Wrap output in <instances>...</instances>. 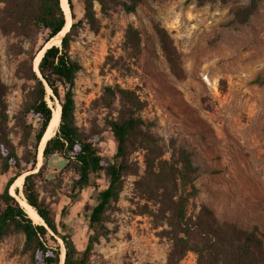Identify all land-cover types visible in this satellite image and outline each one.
Returning a JSON list of instances; mask_svg holds the SVG:
<instances>
[{
	"label": "rangeland",
	"instance_id": "obj_1",
	"mask_svg": "<svg viewBox=\"0 0 264 264\" xmlns=\"http://www.w3.org/2000/svg\"><path fill=\"white\" fill-rule=\"evenodd\" d=\"M248 1L141 0L134 11L122 0L104 7L95 2L92 28L82 2L74 0L80 22L70 52L82 66L74 89L77 125L86 133H106L110 120L133 115L145 120L146 134L135 133L128 145L122 187L105 215L108 233L94 242L87 264H198L193 251L171 256V210L146 175L148 165L158 162L181 168V151L198 169L189 214L207 206L221 221L257 230L264 247V0L249 21L239 22L234 10ZM40 42L33 30L0 23L4 131L20 157L32 149L24 104L33 85L20 65ZM103 144L114 152L112 140ZM37 160L26 174L41 165L39 152ZM74 174L68 160L56 156L36 178L40 198L57 205L58 220L71 202ZM97 181L99 189L107 186L104 175ZM95 193L94 187L83 189L64 217L81 251L91 234ZM0 264H31L20 230L11 228L0 240Z\"/></svg>",
	"mask_w": 264,
	"mask_h": 264
},
{
	"label": "trees",
	"instance_id": "obj_2",
	"mask_svg": "<svg viewBox=\"0 0 264 264\" xmlns=\"http://www.w3.org/2000/svg\"><path fill=\"white\" fill-rule=\"evenodd\" d=\"M67 1L73 21L69 30L62 36L60 45L53 44L45 48L38 64L39 75L34 69L35 58L67 22L61 0H0V3H4L0 20L4 29L26 28L39 34L41 38L35 51L30 54L29 61L20 65L22 75L33 81L29 97L24 104V117L27 132L32 137V149L24 157L18 155L15 144L4 131L5 89L0 81V240L11 228L20 230L25 236V245L30 250L31 264H59L62 245L65 248L63 264L88 263L94 242L108 233L105 215L122 187V175L128 167V145L135 133L146 136L141 130L145 120L133 115H121L119 119L110 120L106 133H86L77 125L74 89L76 75L82 66L72 57L70 46L72 32L80 21L74 11V0ZM79 1L83 4L84 19L92 28H96L98 19L95 2L104 7L110 0ZM140 1L122 0V5L126 10L134 11L135 5ZM260 1L249 0L247 4L237 7L234 10L235 19L239 22L249 21ZM48 88L51 90L50 94ZM48 97L54 105L56 102L61 104L59 127L46 141L43 163L36 172L26 174L37 167L39 144L52 117V106ZM107 140H112L115 144V150L111 154L106 152V146L103 144ZM181 155V168L158 162L149 164L146 170L154 192L157 194L161 189L162 199L169 204L171 210L169 225L174 240L171 256L182 258L187 252L193 251L198 256V264H264L263 239L257 230L243 229L235 222L221 221L204 205L197 214H189V199L197 191L193 174L198 169L186 151H181ZM56 156L68 160L75 173L69 195L70 204L80 199L83 189L94 187L96 190V203L89 216L91 234L83 251L77 247L68 230V224L64 221L70 204L63 207L62 218L58 220L57 205L41 199L37 190L36 178L44 173L50 160ZM22 174H25L23 196L43 219L44 224L35 223L10 191L17 177ZM102 175L107 180V186L99 189L97 179ZM19 191L16 187L15 193L19 194ZM58 238L62 240L61 243Z\"/></svg>",
	"mask_w": 264,
	"mask_h": 264
},
{
	"label": "bare ground",
	"instance_id": "obj_3",
	"mask_svg": "<svg viewBox=\"0 0 264 264\" xmlns=\"http://www.w3.org/2000/svg\"><path fill=\"white\" fill-rule=\"evenodd\" d=\"M61 4L62 7L66 13L67 16V22L64 26V28L58 33L56 34V36H54L50 41L47 42L46 46L38 53L37 57L34 60V69L36 70V72L40 75L39 73V69H38V64L39 61L41 59V56L43 55V52L45 50L46 47H49L52 44V41L56 38H58V41H61L62 39V34L65 33L66 31H68L71 23H72V17H71V12H70V8H69V4L67 0H61ZM49 93H51V90L48 88ZM51 100V99H50ZM50 104V103H49ZM52 106V117L51 120L48 124V127L42 137V140L39 144V165L41 164V157L43 156V149L44 146L46 144V141L55 134V132L58 130L59 127V123H60V116H61V104L59 102H56V104H50ZM24 177L25 174L20 175L19 177H17V179L15 180V182L13 183L12 187H11V193L14 194L18 200L20 201L21 205L24 207V209L26 210V212L28 213V215L34 220L35 223H42L44 224L43 219L39 216V214L36 212V210L26 201V199L23 196L22 193V187H23V181H24ZM16 187H18L20 189V193L16 194L15 193V189ZM64 256H65V248L62 245L61 247V254H60V262L59 264H63L64 263Z\"/></svg>",
	"mask_w": 264,
	"mask_h": 264
}]
</instances>
